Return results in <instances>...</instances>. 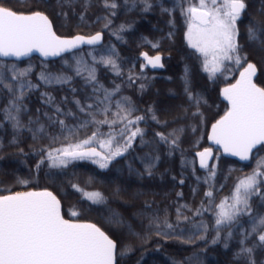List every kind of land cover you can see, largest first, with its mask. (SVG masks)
Here are the masks:
<instances>
[{
    "label": "trees",
    "instance_id": "1",
    "mask_svg": "<svg viewBox=\"0 0 264 264\" xmlns=\"http://www.w3.org/2000/svg\"><path fill=\"white\" fill-rule=\"evenodd\" d=\"M110 2H115L117 7L105 8L103 0H91V6L84 11L83 0L75 4L74 10L61 7L59 0H0L3 6L17 12L39 11L46 14L60 36L93 35L98 32L105 35L103 45L84 48L55 60L32 57L26 61H9L0 58V65L5 66V75L9 78L11 73L7 69L13 65L18 69L31 65L32 72L28 79L33 83H40L39 74L45 70L64 72L72 77L70 85L41 86L26 94L23 101L26 111L20 113V119L27 127L19 132L4 117L2 109L7 106L10 96L6 90H0V195L44 190L54 193L61 201L65 218L96 224L116 241V264H248L246 256L238 255L245 233L249 235L244 246L253 248L255 264H264V247H253L258 244V236L251 231L252 217L248 215L241 216L238 223L222 231L218 243H211L216 235L213 229L215 206L230 197L238 179L251 174L257 167V161L264 159V147L255 152L248 164L224 158L217 148L216 159L208 169H202L197 164V153L209 147L207 138L211 125L228 110V106L220 100V88L232 82L236 75L226 68L211 76L204 70V57L189 45L186 10L195 0H149L152 7L147 11L142 0ZM245 3V12L237 20L240 51L247 53V60L241 62L242 66L248 62L257 65V82L264 88V50L250 43L246 35L253 20L264 23V15H261L264 0H245ZM164 9L169 11L165 12ZM64 12H67L66 17L62 15ZM82 12L83 21L79 18ZM113 12L115 15H112ZM121 25L125 26L123 31H120ZM142 53L161 55L163 68L159 71L149 68ZM108 57L119 66V75L110 65L102 62V58ZM77 59H83L95 70L99 85L109 91L119 85V92L112 97L111 112L107 117L98 114L97 119H115V101L126 97L136 109L133 118L145 116V120L138 125L144 129V142L138 136L132 147L124 155L113 159L107 168L85 159L73 161L66 168H51L48 167L49 162L45 161L37 171L36 164L42 157L36 150H51L78 143L96 131L97 126L89 125L75 135L67 131L62 134L60 125L52 123L48 116L64 120L69 126L77 125L79 121L57 114L54 107L44 103L41 95L50 93L65 112L71 110L77 113L79 119H85L72 101L75 98L82 103H94L87 99L93 94V86L86 84L82 76L74 74ZM234 64L232 61L231 66ZM186 80L193 95L200 100L199 112L203 114L202 117L192 115L197 108L191 105L184 91ZM141 84L144 85L143 89ZM71 88H75L76 92L73 93ZM65 97L67 102H64ZM149 108L155 111L161 123L150 119ZM41 125L45 133L37 132V138L33 139V132ZM122 127L118 123L115 131ZM176 129H183L179 133L177 148L159 142L155 135L157 132L167 135ZM99 131L107 134L112 129L108 125H101ZM52 136L58 137L55 143L50 140ZM99 138H106V135ZM117 139L123 143L119 136ZM90 147H96L95 142ZM149 154L159 157L154 161L151 175L146 170L149 163L146 157ZM209 169L215 171L214 177L209 176ZM18 179L28 180L29 183L21 185L17 183ZM208 191H212V198L205 196ZM90 192L101 193L103 202L94 204L83 195ZM251 204L252 216L264 215V202L253 197ZM184 205L187 207H181ZM178 207L189 219H181L172 235L157 236L155 228L149 227L151 219L158 216L161 228L165 218L175 226ZM197 210L203 214L196 215ZM72 211L79 214L71 216ZM113 212L119 213L125 226L115 228L109 225L107 221ZM201 222L207 225V233L202 230L198 232L196 226ZM227 231L232 232V237L227 239L225 247ZM200 236L205 238L200 239ZM129 246L132 250L121 257L119 253Z\"/></svg>",
    "mask_w": 264,
    "mask_h": 264
},
{
    "label": "snow or ice",
    "instance_id": "2",
    "mask_svg": "<svg viewBox=\"0 0 264 264\" xmlns=\"http://www.w3.org/2000/svg\"><path fill=\"white\" fill-rule=\"evenodd\" d=\"M80 0H59L61 7H69L74 10L75 4ZM105 8L115 9L117 4L110 0H103ZM145 11L152 5L149 0H142ZM83 9L91 6V0H83ZM245 0H195L190 3L186 10L188 18L187 41L189 45L204 57V70L211 76L221 71L224 61H234L239 64L241 60H247V53H241V45L238 42L239 29L237 20L246 9ZM181 10L183 8L181 6ZM165 12L169 9H164ZM65 17L67 12L62 13ZM112 15H115L113 12ZM264 15V10H261ZM80 20H84V13L80 14ZM110 24L111 21H108ZM108 24L105 25L107 27ZM125 29L120 26V31ZM247 39L253 45H259L264 50V23L253 20L247 30ZM102 39L101 33L92 36L75 35L71 38H61L52 30L50 20L39 11L31 13L17 12L0 3V57H25L33 52H39L44 57L59 56L64 52H71L80 45H95ZM158 47V45H153ZM146 65L153 68L163 67L160 55L149 56L142 53ZM95 61V57H93ZM105 65H110L119 75V66L111 57L102 58ZM65 63H67L65 61ZM5 66L0 65V90H6L10 96L7 106L2 109L6 120L11 121L14 130L19 132L27 127L20 119V113L26 111L23 101L28 92L36 90L41 86L70 85L72 77L64 72L42 71L39 74L40 83H33L28 77L31 75V65L25 69H18L15 65L8 68L11 73L10 78L5 75ZM76 76H82L86 84H92L93 94L87 97L94 103H82L79 99H73V104L77 111L86 118L79 119L76 112L63 108L56 103L55 97L50 93H42L44 103L55 108L57 114L65 117H72L79 122L77 125L69 126L64 120H55L48 116V119L61 127L64 131L75 135L79 130L86 129L89 125H95L93 131L87 138L78 143H69L67 146L47 150L44 148L36 150L42 157L36 164L37 171L48 161V167L66 168L71 162L76 160L91 159L93 163L101 168H107L113 159L124 155L133 142L139 136L143 143L145 135L144 129L138 125L145 120V116H135L136 111L132 107L128 98L115 101V119H97L99 114L107 117L113 106L112 97L119 92V85L111 91L99 85L95 70L90 68L83 59L76 60V67L73 69ZM256 66L248 63L244 72L240 74L239 81L223 89V95L230 103L231 107L225 115L212 125L210 139L214 144L223 147L225 153L237 156L241 160H249L253 149L258 145L264 146V88L253 83L252 77L255 75ZM86 73V75H85ZM131 80V77H129ZM144 85L141 84V89ZM73 93L75 88H71ZM184 91L188 96L191 105L197 108L193 116L202 117L199 112L200 100L193 95L188 81H185ZM67 102V97L64 98ZM128 105L127 107L125 105ZM151 114L150 119L156 123H161L155 111L148 109ZM47 116V113H44ZM35 121H30L34 123ZM123 125L118 132L115 131L117 124ZM108 125L112 131L107 134L100 133L99 126ZM134 129V130H133ZM30 132L31 128L28 129ZM183 129H176L169 134L157 132L155 135L159 142L168 144L170 148L178 147L179 133ZM193 131L195 129L193 128ZM38 133H45V128L41 125L36 132H33V139ZM106 138H99L105 136ZM123 140V143L117 139ZM58 137L52 136V143ZM95 142L96 147H90ZM15 143V139L13 140ZM115 145V146H114ZM2 147V143H0ZM97 148L103 150L98 151ZM23 152V149H20ZM200 167L208 169V161L213 159L212 148H205L197 153ZM149 163L146 165L148 174L151 175V168L158 156L146 157ZM131 168V166H129ZM264 159L257 161V167L253 172L243 178L238 179L230 197L224 198L215 206V220L213 229L216 233L211 240L212 244L219 242L221 232L231 228L239 222V218L244 215L252 217V233L258 236V244L253 247H264V215L252 216V198L257 197L264 202ZM209 176L214 177L215 171L209 169ZM199 179V177L197 178ZM17 183L26 185L28 180L18 179ZM183 183V181H180ZM73 187H77L73 185ZM78 191H82L77 188ZM92 203H102L104 198L99 192L83 193ZM178 195H182L179 193ZM208 198L213 197L212 191L205 193ZM211 203V201H209ZM181 207H187L186 205ZM203 207V202H202ZM177 222L174 226L165 218L163 228L158 216H154L150 222V229L155 228L157 236L168 237L172 235L175 228L179 226L181 219H189L184 216L180 208L177 210ZM79 213L72 211L71 216ZM200 210L196 215H202ZM109 225L120 228L125 226V221L119 213L113 212L108 218ZM198 232L202 230L207 233L208 227L203 222L196 226ZM139 235L138 233H131ZM248 233L244 234V239L240 241L241 253L248 258V264H255L252 259L253 248L245 245ZM232 237V232L227 231L225 236V247L227 239ZM200 236V239H204ZM131 247H126L119 253L122 257L130 252ZM117 243L108 234L93 223H77L70 219H65L61 213V204L52 192L28 191L18 192L9 195H0V264H116Z\"/></svg>",
    "mask_w": 264,
    "mask_h": 264
},
{
    "label": "water",
    "instance_id": "3",
    "mask_svg": "<svg viewBox=\"0 0 264 264\" xmlns=\"http://www.w3.org/2000/svg\"><path fill=\"white\" fill-rule=\"evenodd\" d=\"M44 15H46V14H44ZM47 16V15H46ZM48 17V16H47ZM48 19L50 20V22H51V25H52V30L55 32V34L57 35V36H59V37H61V38H71V37H63V36H60V35H58L57 33H56V31H55V28H54V25H53V22L51 21V19L48 17ZM98 33H101V35H102V39L97 43V44H95V45H88V44H83V45H80V47L79 48H77V49H73L71 52H64V53H62L61 55H59V56H49V57H44V56H42L39 52H33V53H31L29 56H25V57H19V58H17V57H0L1 59H4V60H9V61H26V60H28V59H30V58H32V57H38V58H40V59H42V60H45V61H50V60H55V59H58V58H60V57H62V56H64V55H67V54H70V53H73V52H75V51H79V50H82V49H84V48H92V47H98V46H101L103 43H104V34L102 33V32H98ZM96 34V33H95ZM95 34H93V35H95ZM78 35H82V34H78ZM83 36H92V35H83ZM73 37V36H72ZM144 58V57H143ZM145 60V59H144ZM161 62H162V60H161ZM150 68H152V69H154V70H159V69H161V67H156V68H153L151 65H148ZM247 67V66H246ZM246 67L240 72V74L242 73V72H244V70L246 69ZM240 74H239V76H238V78H237V80L233 83V84H231V85H234V84H236L238 81H239V79H240ZM258 77V69H257V67H256V72H255V75L252 77V80H253V83H255L256 84V82H255V80H256V78ZM231 85H229V86H226V87H230ZM257 85V84H256ZM258 86V85H257ZM226 87H223L221 90H220V99H221V101L222 102H224V103H226L228 106H229V108L231 107V105H230V103L228 102V100H226L225 99V97H224V95H223V89L224 88H226ZM258 87H260V86H258ZM223 117V116H222ZM221 117V118H222ZM220 118V119H221ZM218 121V120H217ZM216 121V122H217ZM215 122V123H216ZM215 123H213V124H215ZM212 124V125H213ZM211 129H212V126L210 127V131H209V135H208V143H209V148H212V155H213V159H211V160H209L208 161V165H209V167L212 165V163H213V161H214V159H215V152H214V147H217L218 149H220V151H221V153H222V155H223V157H225V158H227V159H232V160H235V161H237V162H239V163H241V164H248V163H250L251 162V160H252V156H253V154L256 152V150H258L260 147H261V145H258L257 146V148L256 149H253V153H252V156H251V158L249 159V160H241L239 157H237V156H233V155H230L229 153H225L224 152V150H223V147L222 146H220V145H216V144H214L213 143V141L210 139V136H211ZM197 164H198V166L200 167V162H199V158H198V161H197ZM201 168V167H200ZM202 169H205V168H202ZM53 195H55V194H53ZM56 196V195H55ZM57 197V196H56ZM57 199H58V197H57ZM59 200V199H58ZM60 201V200H59ZM60 204H61V202H60ZM61 213H62V215H63V212H62V205H61ZM74 222V221H73ZM77 223H86V222H77ZM98 227V226H97Z\"/></svg>",
    "mask_w": 264,
    "mask_h": 264
},
{
    "label": "flooded vegetation",
    "instance_id": "4",
    "mask_svg": "<svg viewBox=\"0 0 264 264\" xmlns=\"http://www.w3.org/2000/svg\"><path fill=\"white\" fill-rule=\"evenodd\" d=\"M244 12H245V10H244ZM244 12L241 14V17L243 16ZM241 17H240V18H241ZM162 63H163V58H162ZM227 63H228V64L225 63L223 70L219 71V72L216 73V74H219V73H221L222 71H224L226 68H228L231 72H234L236 76H235V78H234V80H233L232 82L223 85V86L220 88V90H221L223 87H226V86H229V85L233 84V83L237 80V78H238L240 72H241V71L247 66L248 63H253V64H255L254 62H248L247 64H245L244 66H242V62H240L239 64H236V63L234 62L235 64H234L233 66H231V65H232V61H229V62H227ZM145 64H146V61H145ZM229 65H230V66H229ZM147 66H148V65H147ZM255 66L257 67L256 64H255ZM148 67H149V66H148ZM162 68H163V67H162ZM162 68H161V69H162ZM151 69H152V68H151ZM161 69H159V70H161ZM257 69H258V76H259V68L257 67ZM152 70H154V69H152ZM159 70H157V71H159ZM208 73H209V72H208ZM257 79H258V77L256 78L255 82H256V84H257L258 86H260L259 83L257 82ZM260 87H262V86H260ZM262 88H263V87H262ZM219 94H220V92H219ZM220 100H221V99H220ZM223 103H224V102H223Z\"/></svg>",
    "mask_w": 264,
    "mask_h": 264
},
{
    "label": "rangeland",
    "instance_id": "5",
    "mask_svg": "<svg viewBox=\"0 0 264 264\" xmlns=\"http://www.w3.org/2000/svg\"><path fill=\"white\" fill-rule=\"evenodd\" d=\"M198 53H199V52H198ZM225 63H226V61L223 62V65H222V67H221V70H223ZM217 73H218V72H217ZM215 159H216V158H215ZM117 249H118V247H117Z\"/></svg>",
    "mask_w": 264,
    "mask_h": 264
}]
</instances>
